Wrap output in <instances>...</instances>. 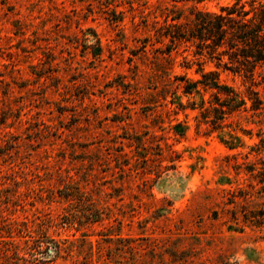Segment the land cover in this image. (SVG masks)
Wrapping results in <instances>:
<instances>
[{
  "label": "rangeland",
  "instance_id": "obj_1",
  "mask_svg": "<svg viewBox=\"0 0 264 264\" xmlns=\"http://www.w3.org/2000/svg\"><path fill=\"white\" fill-rule=\"evenodd\" d=\"M232 1L0 0V264L31 259L25 241L40 239V228L85 251L86 234L94 260L97 243L114 244L103 239L119 231L155 239L157 250L180 245L203 264H264V73L262 107L247 100L217 128L201 121L199 94L159 86L166 67L170 79L191 80L212 69L245 95L239 77L186 42L171 45L169 64L160 57L171 43L159 28L171 15L186 21L194 7ZM70 179L119 188L122 199H101L110 219L61 222L68 202L58 191ZM76 251L46 257L80 264Z\"/></svg>",
  "mask_w": 264,
  "mask_h": 264
},
{
  "label": "trees",
  "instance_id": "obj_2",
  "mask_svg": "<svg viewBox=\"0 0 264 264\" xmlns=\"http://www.w3.org/2000/svg\"><path fill=\"white\" fill-rule=\"evenodd\" d=\"M191 14L193 16L186 21H181L180 15H171L170 22L164 21V25L159 29L162 30L161 35L168 37L171 44L169 49H166L168 57H160L169 64L172 60L171 49L179 42H186L194 47V56L212 62L216 69L239 77L242 83L246 84L245 95L222 83L219 71L212 69L202 71L199 79L191 80L183 75H174L173 79H170L169 67H166L161 71L160 91L168 92L172 89L171 93L175 94L181 87L184 94H199L201 121L208 123L212 128L221 127L228 114L245 108L247 100L251 101L252 109L261 108L262 100L255 87L263 79L264 73V1L233 0L230 4L222 5L218 11L194 7ZM155 50L162 52L160 47ZM200 89L209 92L211 98L205 99ZM179 106H183L182 102H179ZM174 126L175 134L182 137L185 127L181 122L175 123ZM258 173V182L264 187V169ZM111 188L112 191L106 192L97 185H81L70 179L58 191V196L68 202L61 222L76 224L80 228L110 219L113 212L101 205V199L120 196L119 188ZM113 220L117 221L118 226H122L121 219L114 217ZM37 232L40 233V239L32 240V244L25 241L27 248L33 250L27 253L34 256L31 259L17 257L13 264H51L53 259L46 257L50 251H53L54 257H58L62 252L70 254L74 248L78 254L83 253L80 264H203L201 261L189 260L186 249L180 245L157 250L159 246L155 239L146 237L143 244L136 242L138 239L134 237L120 236L119 231L106 233L103 239L106 242L113 241L114 244L109 242L105 246L97 243L94 260L92 243L84 238L86 234H82L78 239L82 241V245L88 244V250L85 251L74 242L61 245L50 238L44 228L38 229ZM15 253L19 254L18 247ZM165 254L168 257L164 258Z\"/></svg>",
  "mask_w": 264,
  "mask_h": 264
}]
</instances>
